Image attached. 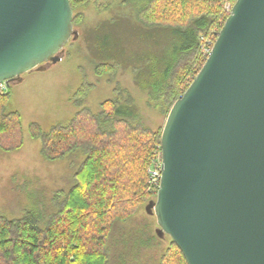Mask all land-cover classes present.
<instances>
[{"label":"water","instance_id":"1","mask_svg":"<svg viewBox=\"0 0 264 264\" xmlns=\"http://www.w3.org/2000/svg\"><path fill=\"white\" fill-rule=\"evenodd\" d=\"M70 0H0V82L61 60L78 36ZM150 201L188 264H264V0H237L173 103Z\"/></svg>","mask_w":264,"mask_h":264},{"label":"trees","instance_id":"2","mask_svg":"<svg viewBox=\"0 0 264 264\" xmlns=\"http://www.w3.org/2000/svg\"><path fill=\"white\" fill-rule=\"evenodd\" d=\"M237 0H140L137 17L148 27H163L174 36L161 57L146 58L148 71L136 78L137 85L152 100H160L166 112L186 91L206 61L201 36L214 45ZM88 0H70L73 11ZM80 15L74 14V27ZM118 62H102L98 74L111 73ZM91 86L82 84L73 96L81 106ZM115 97L102 103L103 110H79L67 123H57L47 132L32 122L30 133L41 142L48 161L83 151L86 158L75 171L74 183L51 217L41 225L40 215L27 211L22 218L0 215V264H109L108 239L115 222L133 215L140 204L153 198L147 170L156 149L161 151L162 130L133 123L136 106ZM11 89L0 93V147L5 151L23 145L21 114L7 111ZM111 122V128L107 123ZM63 195L59 194L58 196ZM160 264H188L171 239Z\"/></svg>","mask_w":264,"mask_h":264},{"label":"rangeland","instance_id":"3","mask_svg":"<svg viewBox=\"0 0 264 264\" xmlns=\"http://www.w3.org/2000/svg\"><path fill=\"white\" fill-rule=\"evenodd\" d=\"M139 1L88 0L74 11L80 15L75 25L78 36L65 46L61 60L42 63L11 83L7 111L21 114L23 145L12 151L0 147V215L22 218L27 211H33L45 225L86 158L83 151H77L63 159L46 160L40 140L30 133L32 122L47 132L57 123L69 122L84 107L99 113L102 103L113 99L115 88L120 87L122 97H131L136 106L132 122H141L154 131L163 130L167 107L158 99L152 100L137 85L136 78L139 71H148L146 58L161 57L175 37L163 27L142 24L137 17ZM114 61L118 68L113 74L96 72L98 63ZM85 83L91 88L77 106L73 96ZM107 126L111 128V122ZM158 148L150 165L160 152ZM156 198L154 193L133 215L115 222L107 245L109 264L161 263L171 237L160 236L152 205L148 209Z\"/></svg>","mask_w":264,"mask_h":264},{"label":"built area","instance_id":"4","mask_svg":"<svg viewBox=\"0 0 264 264\" xmlns=\"http://www.w3.org/2000/svg\"><path fill=\"white\" fill-rule=\"evenodd\" d=\"M231 3L226 4V9L228 12H231L232 9ZM202 41V50L204 56L207 58L212 50V40L209 37L201 36ZM10 85L6 81L0 82V93H5L8 91ZM156 160L150 165L148 168V176H149V186L150 189L157 194L160 188L162 170H163V161H162V152L156 153Z\"/></svg>","mask_w":264,"mask_h":264}]
</instances>
